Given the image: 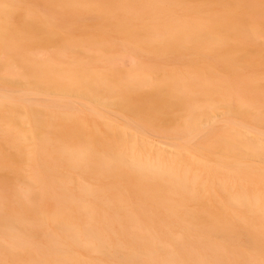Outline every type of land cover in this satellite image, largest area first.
Listing matches in <instances>:
<instances>
[{
    "label": "bare ground",
    "instance_id": "bare-ground-1",
    "mask_svg": "<svg viewBox=\"0 0 264 264\" xmlns=\"http://www.w3.org/2000/svg\"><path fill=\"white\" fill-rule=\"evenodd\" d=\"M0 264H264V0H0Z\"/></svg>",
    "mask_w": 264,
    "mask_h": 264
},
{
    "label": "rangeland",
    "instance_id": "rangeland-1",
    "mask_svg": "<svg viewBox=\"0 0 264 264\" xmlns=\"http://www.w3.org/2000/svg\"><path fill=\"white\" fill-rule=\"evenodd\" d=\"M201 207H202L201 209H203L204 211H206L210 214H216L217 216L223 214V212H224L222 208L215 206V205L202 204ZM177 209L182 214H185L186 210H187V208L185 206H182L181 204L177 205ZM73 221L75 222L76 219H74ZM152 221H153V224H155L159 228H164L166 226H172L174 224V223H171L170 221L162 219L161 217H158V216H156ZM228 223L230 225H232L233 228L235 225H238L237 222H235L233 220L229 221ZM36 235H37L38 239H40L42 237L41 234H39V233H36ZM117 235H119L121 238H123L121 232H119L118 230H117ZM109 238L112 239V237H110V236H109ZM236 238L241 240L242 237L237 236ZM242 240H243V238H242Z\"/></svg>",
    "mask_w": 264,
    "mask_h": 264
}]
</instances>
